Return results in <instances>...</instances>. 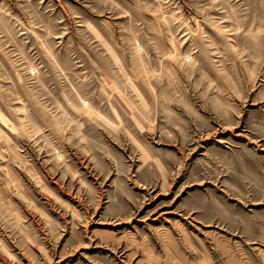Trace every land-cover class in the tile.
<instances>
[{
  "label": "rangeland",
  "instance_id": "rangeland-1",
  "mask_svg": "<svg viewBox=\"0 0 264 264\" xmlns=\"http://www.w3.org/2000/svg\"><path fill=\"white\" fill-rule=\"evenodd\" d=\"M0 264H264V0H0Z\"/></svg>",
  "mask_w": 264,
  "mask_h": 264
}]
</instances>
